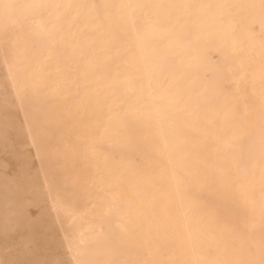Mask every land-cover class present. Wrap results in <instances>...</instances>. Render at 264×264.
<instances>
[{"label": "bare ground", "instance_id": "1", "mask_svg": "<svg viewBox=\"0 0 264 264\" xmlns=\"http://www.w3.org/2000/svg\"><path fill=\"white\" fill-rule=\"evenodd\" d=\"M11 2L20 5L162 3L257 6L212 11L181 10L179 13L181 20L175 25L171 36L159 30L157 26L159 18L153 16L151 12H149L151 21L141 13L135 25L121 16L111 22H105L102 28H98L89 15V10L76 9H73L72 17L62 22L61 30L55 39V46L50 35L54 31V9H18L17 15L24 22L22 29L11 32L7 38L0 30V65L6 74L3 63L5 41L10 58L15 53V58L29 68L38 82L44 83L49 79L50 71L56 62L67 70L69 80L79 81L80 98L73 100L68 97L64 100V106L75 111L80 101H84L80 108L81 115L76 117L80 121L78 133L83 135L84 144L94 143L96 153L95 159L82 154L78 160L81 179L87 183H92L94 179L101 177L113 183L119 180L120 183L114 191L122 198L132 195L133 189L145 194L143 206L152 222V230L148 238L156 241L153 246L154 258L190 261L247 254L250 245L247 237L235 241L228 238L218 241L210 235H201L196 230L195 223L192 224L195 237L189 243L187 233L184 231L183 218L179 215L180 201L176 198L175 188L161 177L168 163V150L182 144L195 145L196 153L210 166L232 167V153L223 152L217 142V137L232 135V122L217 119L214 129L209 131L206 121H189L185 114L168 108L166 102L153 107L148 80L142 68L148 60L171 57L175 52L180 51L179 45L183 41L179 40L178 36L185 28L191 29L188 39L196 43L201 53H206L202 58L200 71L209 85L208 117L211 118L215 113L220 112L225 103H233L239 99L241 116L246 112L252 114L251 119L246 122L251 125L258 118L261 92L264 90V85L261 84L264 14L258 7L261 0H11ZM70 24L73 26L71 34L68 31ZM73 38L78 39L80 45L87 51L91 61L89 64L85 65L83 59L77 60L73 56L70 47ZM181 54L190 58L187 53ZM162 79L163 77H153L151 91L159 90ZM237 79L240 80V93H236ZM113 81L117 85L126 86H118L115 89L108 87ZM105 96L108 97L107 103L103 102ZM96 97H99V102ZM157 111L167 113V119L163 120L162 124L156 116ZM21 117L23 121L22 114ZM110 121L122 122L135 134L139 141V149L133 155L129 156L126 150L111 144L107 133L104 132V126ZM1 122L3 125L4 121ZM237 155L240 169L246 170L248 177L240 186L243 199L240 200L238 211L252 228L253 236L258 241L261 210L264 207V183L260 177L259 152L249 151L245 142L240 146ZM116 162H120L116 176L107 175L106 164L112 169L116 167ZM232 170L236 173L235 168ZM244 174L245 172L241 171L236 178L239 179ZM11 190L13 191L12 188ZM71 191L70 188L69 192ZM68 194L59 193V195ZM52 195H58L55 189ZM237 198L240 199L239 194ZM215 199L214 191L204 185H193L183 194V206L190 209V217L196 221L207 215L206 206ZM15 200L17 201V198ZM4 203L6 201H2L1 205ZM73 203L78 218L70 230L78 234L81 229H91L86 237L88 243L85 246V258H104L103 250L108 243L106 237L110 231L120 233L121 229L115 226L109 229L108 221L102 222L98 218L99 209L93 208L87 197L74 199ZM6 204L4 207L7 206ZM5 209L7 211L6 207ZM12 210L16 212L18 209L12 208ZM12 210L10 214L14 213ZM3 216L1 217L4 219ZM125 224L129 235L139 231L140 224L136 217H133L131 222L126 220ZM65 226L67 227L68 224L66 223ZM144 231L148 232L147 224L144 225ZM95 237L98 239H94ZM228 245L230 247L226 249ZM251 250L255 252V248ZM115 251L118 255L125 254L119 249ZM139 254L146 256L147 252L140 249Z\"/></svg>", "mask_w": 264, "mask_h": 264}, {"label": "snow or ice", "instance_id": "2", "mask_svg": "<svg viewBox=\"0 0 264 264\" xmlns=\"http://www.w3.org/2000/svg\"><path fill=\"white\" fill-rule=\"evenodd\" d=\"M242 7L257 6L162 3L20 5L12 3L11 0H0V30L7 38L16 29H22L24 22L17 15L18 9H54V31L50 35L55 46L62 22L72 17V11L76 9L89 10V15L98 28H102L105 22H111L121 16L135 25L141 13L151 21L149 16L151 12L153 16L159 18L157 25L159 30L171 36L175 25L181 20L179 15L181 10L212 11ZM258 7L264 14V0H261ZM72 27L71 24L68 27L70 34ZM190 34L189 28H185L179 34L178 39L183 43L179 45L180 51L171 57L151 59L143 64L142 71L148 80L152 106L166 102L168 108L185 114L189 121H206L209 131L214 129L217 119L230 120L233 126L232 135L217 137V142L223 152L232 153V167L210 166L196 153L195 145L182 144L168 150V163L161 177L175 188L176 198L180 201L179 215L183 218L184 231L187 233L189 243L195 237L192 227L195 223L196 230L201 235H210L218 241L226 238L235 241L247 237L250 241L247 254L190 261L154 258L153 246L156 241L148 238L152 222L143 206L145 194L133 189L132 195L122 198L114 191L120 183L119 180L113 183L101 177L87 183L81 179L78 160L82 154L95 159L96 153L94 143L84 144L83 135L78 133L80 121L76 117L81 115L80 108L84 101H80L75 111L64 106V100L68 97L73 100L80 98L79 81L69 80L67 70L56 62L50 71L49 79L44 83L38 82L29 68L15 58V53L10 58L5 41L3 63L7 74L0 79V107L18 111L23 116V123L19 127L15 122L5 123L3 129H0V148L6 156H16L26 150L25 163L13 180L27 185L31 190L32 199L29 211L5 215L0 264H264V207L261 210L260 234L257 241L252 228L238 211L240 200L243 199L240 186L248 177L246 170L240 169L237 155L240 146L245 142L249 151L258 150L260 177L264 183V90L261 92L258 118L251 125L246 122L251 119L252 114L246 112L241 116L239 99L233 103H225L220 112L209 118L207 109L210 100L209 85L200 71L202 58L206 53H201L196 43L188 39ZM70 47L77 60L83 59L85 65L91 62L78 39L73 38ZM181 53L189 54L190 58ZM153 77H163L156 92L151 91ZM235 83L236 93H240V80L237 79ZM261 84L264 85V50L261 53ZM118 86L126 85H117L115 81L108 85L113 89ZM96 99L99 102V97ZM107 100L108 97L105 96L103 102L107 103ZM156 116L161 124L167 119V113L157 111ZM104 132L107 133L112 145L126 150L129 156L139 149V141L135 134L122 122L110 121L104 126ZM119 167L120 162H116V167L112 169L106 164L105 173L114 177ZM233 168L236 169V173L233 172ZM241 171L245 174L237 179L236 176ZM193 185H204L216 193V199L206 206L207 215L196 221L191 219L190 209L183 206V194ZM53 189L58 195H52ZM61 192L69 194L59 195ZM238 194L240 199L237 198ZM83 197L89 199L93 208L99 209L98 218L102 222L107 220L109 229L113 226L121 229L120 233L109 232L102 259L85 258V246L88 243L86 237L91 229H81L78 234L70 230L78 218L73 201ZM133 217L139 221L140 228L136 234L129 235L125 221L131 222ZM145 224L148 225V232L144 231ZM228 247L230 245L226 246V249ZM252 248H255V252L251 250ZM115 249L125 254L118 255ZM140 249H144L147 255H140Z\"/></svg>", "mask_w": 264, "mask_h": 264}, {"label": "rangeland", "instance_id": "3", "mask_svg": "<svg viewBox=\"0 0 264 264\" xmlns=\"http://www.w3.org/2000/svg\"><path fill=\"white\" fill-rule=\"evenodd\" d=\"M4 76H6V73H5L2 65H0V79H2ZM2 120L4 121V123H6L8 120L10 123L15 122L17 127H19L23 123L21 114L18 111L5 110L4 108H0V129H3V127L5 125L4 123L2 125V122H1ZM33 155H34V153H33ZM25 159H26V150L24 153H19L16 156H11V155L6 156L4 154V152L2 151V148H0V166H1L0 167V175L2 173V175L0 176V182L1 183H2V181L7 182L5 184H4V182L2 184H0V193H1L0 198L4 199V200L0 199V202L2 203V201H6V203H7V204L4 203V205L5 204L7 205V206H5L7 208V211H5L6 209H5L4 205L3 204L1 205V203H0V205H1V207H0V220H1V222H0L1 223L0 224V245L3 244V225L2 224H4V219L1 216L4 215L3 217L5 218L6 213L10 214V210H12V208H14L15 210L18 209L17 211L18 212L21 211L22 213L30 210L29 204H30V201L32 199V193H31L30 188L25 184H20V183L17 184L18 182L15 183L14 180L12 179L17 174V172L22 168V166L24 165ZM6 165H7V167H6ZM13 185H15V186H13ZM11 188L13 189V191L11 190ZM20 191L22 193H19ZM3 195L6 197H4ZM21 196L22 197L24 196L25 199H24V197L22 199ZM15 198H17V201L15 200ZM19 201H21V202H19ZM12 204H14L15 206L14 205L12 206ZM19 204H21V205H19ZM10 207H11V209L9 210ZM16 212H14V213H16ZM21 212H19V213H21ZM19 242H20L19 237H17V243H19Z\"/></svg>", "mask_w": 264, "mask_h": 264}]
</instances>
